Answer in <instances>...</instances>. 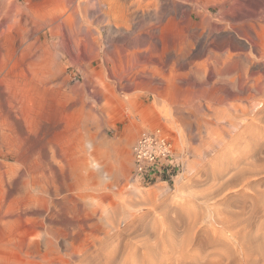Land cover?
Segmentation results:
<instances>
[{
    "label": "bare ground",
    "instance_id": "6f19581e",
    "mask_svg": "<svg viewBox=\"0 0 264 264\" xmlns=\"http://www.w3.org/2000/svg\"><path fill=\"white\" fill-rule=\"evenodd\" d=\"M123 1L131 3L133 12L130 19L119 22L118 18H112L113 6L108 0H83L80 7L84 12L79 11L83 16L98 15L96 21L90 20L92 17L88 21H95L103 28L91 29V24L86 21L89 26L85 33L78 31L73 37L65 32L64 26L68 24L64 25L67 14L63 10L45 18L47 25L54 26L52 34L64 43L60 49L72 58L71 62H64L58 53L41 43L43 35L38 36L36 23L40 19L35 20L34 15L37 0H24L23 3L21 0H0V264H180L181 260L188 261L193 257V253H188L194 249L189 250L192 239L181 248L175 232L164 231L158 233L155 243L145 238L133 243L132 239L125 238L114 218L108 217L105 223L90 222L98 217L99 211L108 216L100 207L83 204L82 196L76 195L78 192H73L70 198L65 195L66 171L64 173L61 144L65 140L64 124H67L69 78L66 65L69 63L79 67L80 73L76 77H88L86 85L95 89L96 98L105 102V106L118 92L133 88L131 78L126 77H149L147 91L169 101L179 115L184 108H180L178 101L165 97L180 93L190 95L191 92L199 94L200 101L191 112L194 122L184 121L187 129L191 134L195 131L194 137L198 140L207 132L208 137L216 135L210 142L213 140L215 146L225 148L220 164L209 177L212 190L200 199L201 202L228 209L247 202L264 205V0H191L189 9L180 15L149 13L151 6L144 0ZM60 6L62 8V3ZM79 27L78 30L83 29ZM167 77H182L180 81L188 86L169 84ZM188 77H192L191 82ZM105 106L101 117L106 113ZM205 108L214 113L216 122H205L202 117ZM85 126L91 129L89 125ZM74 128L72 133H75ZM89 143L96 142L90 137ZM102 148L96 151L103 159L107 153L104 154ZM124 149L121 168L116 166L118 170L115 171L111 163V168L100 173L106 178L108 187L113 184L119 187L121 195L122 184L128 179L127 172L131 168V157L127 148ZM106 158L112 159V155ZM76 174L72 175L75 177ZM80 183L73 188L79 187ZM153 194L150 190L147 199L151 200ZM125 209L128 208L122 209L123 213ZM115 211L110 210L113 215L119 212ZM217 212L219 216L222 214ZM226 218L217 219L222 230L233 223L230 225ZM191 226L187 229L190 232ZM233 226L240 227L239 224ZM201 261L204 264L205 261Z\"/></svg>",
    "mask_w": 264,
    "mask_h": 264
},
{
    "label": "rangeland",
    "instance_id": "374dc122",
    "mask_svg": "<svg viewBox=\"0 0 264 264\" xmlns=\"http://www.w3.org/2000/svg\"><path fill=\"white\" fill-rule=\"evenodd\" d=\"M82 1L83 0H73V2H72V0L71 1L70 0H40V1L37 0V2H36L34 15H35V20L40 19V20L36 21V23H37V25H38L37 27L39 29L38 33L40 32L38 34V36L43 35L41 37L42 38L41 43H44L46 46H48L54 53H58L60 55L59 58L61 60L63 58L64 62H68V61L71 62L72 58L69 55H67L66 53H64L63 50L60 49V48H62L64 43H63V41H60L61 39H59L58 37H56L52 34V32H53L52 28H54V26L47 25V23H46L47 19H45V18L52 16V15H56V14H58V12H61L63 10L62 12L67 14L66 15L67 22L64 25L68 24L67 26H64V28H67V29H65V32H66V34L69 33L67 35H69L70 37H73L75 34L78 33V31L81 34L85 33L86 29H88L89 23L91 24V29H93V28L96 29V26H97V29L103 28V26L100 27V25L98 26L97 23H95L96 17L98 15H96V17H95L94 15H92L93 13H91L90 15L88 14L87 16H85V14H84V16H83L82 12H84V10L82 9V7H80V6H83ZM118 1L119 0H117V2H116V0L115 1L114 0H111V1L108 0V3H110V6H113V12L111 13L112 18H114L115 20L118 18L117 20L119 22H123L124 20H127L128 18L130 19L131 14L133 12V10H131V3L130 2L129 3L124 2L123 0H120L118 3ZM144 1L145 2L147 1L146 3L150 4V6H151L148 9L149 13H154L155 11H158V12H163V13L167 12V14H171V15H175V14L180 15L183 10L189 9V5L192 4L191 0H144ZM21 2L23 3L24 0H21ZM40 2H42V4ZM61 3H62V8H60ZM111 3L112 4L114 3V4L112 5ZM67 4H68V6H67ZM118 4H121V5H118ZM72 6H78V7H72ZM38 7L41 8V10L38 9ZM42 8H44V9H42ZM58 8H60V9H58ZM73 8H74V10H73ZM174 9H175V11H173ZM79 10H81L82 12ZM80 12H81L82 16H81V14H79ZM71 13H72V15H71ZM113 14H114V16H113ZM37 15H39V16H37ZM77 15L79 16V18L76 17ZM40 16L43 18L41 19ZM72 16L75 18H73ZM83 17L85 20L83 19ZM90 17H92V18L90 19ZM89 19L90 20L93 19L95 21L94 22H92L93 20L88 21ZM122 19H123V21H122ZM42 20H44V21H42ZM73 21L75 24L73 23ZM86 21H88L89 23H87ZM86 24H87V26H86ZM45 25L47 27H45ZM69 25H70V27H69ZM73 25L78 26V27L80 25L82 27H79V29L80 28H83V29L86 28V29L85 30H83V29L78 30V27L76 28ZM84 25H85V27H84ZM42 26H43V28H42ZM71 26H73V27H71ZM40 29H41V31H40ZM51 30H52V32H51ZM74 30H75V32H74ZM82 30H83V32H82ZM51 34H52V36H51ZM49 42H50V45H49ZM51 47H53V48H51ZM54 47H56V49ZM66 66H67L66 74L68 75V78H69V84H68L69 85V89H68L69 95H68V100H67V109L68 110H66V111L67 112L69 111V112L68 113L66 112V116H65L67 118V119L65 118V121L67 124H64L65 125L64 126V129H65L64 130V138H65V140H63V142H62V144H64V145L61 144V147L63 146V148H61L62 149L61 150L62 155L64 158L67 157L66 161L63 158L64 173L66 171V173L64 175L63 186L65 189V195H67L69 198L71 197L73 192H74V194H75V192L76 193L78 192L76 195L82 196L84 201L82 199L81 202L83 204L86 203L85 205H87V204L97 205L98 207H100L102 210L105 211V215L106 214L108 215V216L106 215L107 217H105L103 211H99L98 217H95L96 219L97 218L98 219L96 220L94 218V220L92 219L93 221L90 219V222L105 223L108 220V217L114 218L115 220H117L116 224L119 225V228L123 231V235L125 236V238L132 239L133 243H136L139 240H145V239H149V242L155 243L157 241V238H158V233L159 232L164 233V231H166L168 233L169 232L170 233L175 232V236L177 238V243L179 242V245H181V248L188 244V240L192 239V240H190L191 247L189 246V250H192L193 248L194 249H193V251H188V253L191 255L193 253V255H192L193 257L190 258L191 260L188 259V261H186L187 259L181 260L180 262H182V263H180V264H183V263L189 264L190 262H191L190 264H192V263L195 264V260H196V264H198V263L200 264V262H201V264H203L201 260H203V262L205 261L204 264H208V263H210V264H212V263L213 264H264V205L257 206V205H252L251 203L247 202V203H241V207L233 206V208H231L232 207L231 206L228 209L226 207H218L217 208V207H214L213 205H211L210 203L204 204L200 200L206 194L208 195V193H210V191L212 190V180L209 179V177L212 175L213 170L215 169V166L220 164V162H221L220 157L221 158L223 157V155H224L223 152L225 150L224 147H221L219 145H217L218 147L215 146L213 144V142H214L213 140L210 142L211 139L216 138V135H214L215 137L214 136L208 137V132H207L205 134V137H203V139L201 138L198 140L194 137L195 131L191 134V133H189V131L187 129L185 122H189V123L194 122L195 119H194V117L192 118L191 112L193 110V107L200 101V98H199L200 95L196 94V93L192 94V92H191L190 95H189V93H185V94L180 93V95H177V96H176V94H174V95H170L169 97H165V99H168L171 101H178L181 105L180 108H184V110H183L184 112L180 113V115H179L175 112V108H173L170 105L169 101H166L163 98L160 99V97L158 95L151 93L149 90L147 91L148 86H149L148 81L151 80L149 77H126V78H131L130 80L132 81L131 85L133 86V88L131 87L132 88L131 90H128L125 92H118V95L116 96V98H114L112 102H110L109 104H107L105 106V104H106L105 102L101 103L96 98V95L94 94L95 89L86 85L87 81H88V77H84L83 75L76 77V74L80 73L79 67L73 65L72 63H69ZM167 78L169 80V84L176 83L179 85V83H180L181 85H184L180 81L182 77H176V78L167 77ZM177 78L179 80H177ZM188 78H190L188 82H191L192 77H188ZM94 79L96 82L97 77H95ZM173 79H175V80L173 81ZM142 81H144V82L142 83ZM184 86H188V85H184ZM86 87L89 90H87ZM77 88L79 90H77ZM74 89L76 90V92L74 91ZM77 98L78 99L80 98V99L78 100ZM78 104H79V106H78ZM83 104H84V107H83ZM205 104H206V102H205ZM104 106L107 107V108H105L106 113L104 114L105 116L103 115L101 117L100 113H101V111L104 110L103 109ZM78 108H79V110H78ZM74 109L77 112L74 111ZM82 109L85 110L84 111L85 113L83 111H80ZM81 112H83V113H81ZM91 112L94 114L91 115L90 114ZM74 113H75V115H74ZM208 114H210V115H208ZM213 114L214 113L207 111V109L205 108L203 110L202 117L205 120V122H208L209 120H213L216 122L217 119L214 118ZM189 115H190V117H189ZM175 116H176V118H175ZM178 116H180V117H178ZM98 117H99V119H98ZM215 117H216V115H215ZM82 118L85 120H83ZM100 118L102 119V121L100 120ZM80 124H82L83 126ZM99 124H100V126H98ZM66 125H68V126H66ZM85 125H89V127L91 129H89L88 126L86 128ZM74 126L76 128H74ZM70 127H71V129L69 130ZM77 127H79V128L77 129ZM84 127L86 128V130L84 129ZM97 127H98V130H97ZM73 128H74L73 132H75V133L71 132V130ZM93 128H94V130H93ZM157 128H161L166 134H168L171 138H173L177 142V144L179 145L181 152L183 154V156H182L183 157L182 158V165L183 166H182V170L179 172V174L174 176L173 179L162 178L161 180H158L157 182H154L151 185H147V184H143L142 182H140L139 180H137L135 178L134 161H133V147L136 144V142L139 140L140 137H142L144 134H147V133H149V132H151ZM81 130H83V131H81ZM90 130H92L93 132H91ZM87 131H89L90 133ZM92 133L94 134L95 137L92 135ZM65 134L67 137L65 136ZM81 134H83V136ZM96 134H98V135H96ZM86 135H88V136H86ZM74 136H75V138H74ZM89 136L91 137V139H94V142H96L93 144L89 143V144H91L90 148H89V144H88V141L90 138ZM70 138L71 139L74 138V139L71 140ZM76 140H79V141H76ZM97 142H99V143H97ZM72 143H74V145ZM76 143H78V144H76ZM85 143L87 145H85ZM100 143H102V144H100ZM107 143H110V144H107ZM67 144H68L69 149L67 147ZM99 144L102 146L99 147ZM70 146L71 147L75 146V147L71 148ZM121 146H123V147H121ZM97 147H98V149H97ZM113 147H115V148H113ZM66 148L68 149V151ZM83 148L85 151L83 150ZM99 148L103 149L104 154L107 153V154H105V158H106V156L111 157V155H112V159L108 158L109 159L108 160L106 158V160H105V158L102 159V158H100V156L98 157L97 151L99 150ZM105 148H106V150H105ZM124 148H127V151L131 157V165H130L131 168H129V171L127 172L128 176H129L128 179L125 180L126 182L124 181L125 183L123 182L124 184H122V188H123L122 192L123 193L121 195V191H120V189H118L119 187H117L116 184H113V185L108 187L107 186L108 183L106 181V178H102V176H101L102 174H100V173H103L105 170H108V168H111L110 167L111 163H112L111 166H112V168H114L115 171H117L118 168H121V166H122V161H121L122 160L121 159L122 154L121 153L125 150ZM87 149H88V151H87ZM116 149H118V150H116ZM109 150H110V152H109ZM111 150H112V152L114 150H116L113 152V153H115L116 156L114 154H112ZM79 151H80V153H79ZM63 152H64V154H63ZM72 152L75 153V155L77 157L75 155H73ZM70 155H72V156H70ZM72 157H73V159L74 158L75 159L73 160ZM84 157L87 159H85ZM90 159H92V162ZM76 160H77V162H76ZM88 160H90V161H88ZM114 160H116V162ZM100 161H101V163L98 164ZM102 161H104V162H102ZM89 162H90V164H89ZM73 163H74V165H73ZM93 163H95L97 167H95V164H93ZM66 164H67V166H64ZM79 164H81V165H79ZM70 165H73V166L77 167L78 169L76 168V170H75V167H74V170H73V166L71 167ZM100 165H101V167H100ZM104 165L106 167H104ZM69 166H70V168H69ZM83 166H85V167H83ZM87 167H88V169H87ZM99 168H100V170L101 169H103V170L98 171L97 169H99ZM85 170H87V171H85ZM75 171H77V172H75ZM72 174L73 175L76 174V176L74 177ZM96 174L97 175L99 174V175L96 176ZM94 176L96 178L95 180H94ZM91 180H92V182H91ZM90 182L93 184H91ZM76 183L81 184L79 187H77L79 189L73 188V186ZM156 188L158 190L159 189H161V190H159V192H157L158 190ZM89 189L91 190V192ZM77 190H79V191H77ZM150 190L154 191V194L151 197L152 199L148 200L147 199L148 198V192ZM69 192H70V194H69ZM88 194L90 195L89 197H88ZM105 196H106V198H105ZM145 197L147 200L145 199ZM86 198H87V200H86ZM99 199H100V201H99ZM190 201H193V202H190ZM94 202L97 204H95ZM120 205L122 206V208L120 207ZM234 207H235V209H234ZM124 208H128V209H125L126 212L123 213L122 209H124ZM151 208H153V209H151ZM109 209L110 210L112 209V212L117 209L115 211V213L118 211L119 212L121 211L122 213L120 212V214H119V212H118V214L113 215V213L110 212ZM217 211L222 212V214L220 213L221 215L219 216ZM238 212H239V214H238ZM216 213L218 215H216ZM99 214H100V216H99ZM101 214H102V216H101ZM224 214L225 215L227 214V216H226L227 218L224 216ZM240 215H241V217H240ZM229 216L232 217L231 218L232 220L234 218V220L232 221ZM103 217L105 218V221H104ZM220 217L226 218L227 220L229 219L230 225H231V222H233L231 226L228 225L229 227L227 229H225L226 231L222 230L220 224L218 223L217 219ZM99 218H101V219H99ZM202 218L204 221L202 220ZM214 220L216 221V223H214L215 222ZM235 222H236V224H235ZM237 223L240 225V227L238 226ZM216 224H217V226H216ZM233 224L235 226H238L237 227L238 229L236 227H234ZM190 225H192L191 226V232L188 231L189 230L188 228ZM196 226H198V227H196ZM192 227H194L195 230L192 229ZM233 227L235 230L237 229L236 231H238L239 234L236 231H233L236 233L232 232V230H234ZM143 228H145V229H143ZM213 228H214V232H212ZM220 228H221V230H220ZM229 229H231L230 232L228 231ZM215 230L217 231V233H215L216 232ZM192 231H193V233L195 232V235H193ZM142 233H144V234H142ZM218 233H219V235H217ZM214 234H215L216 239L214 237ZM141 238H143V239H141ZM219 241H221V242H219ZM219 243L221 246L219 245ZM133 245H135V244H133ZM222 245H224V246H222ZM245 249H247V250H245ZM194 254L196 255V257ZM194 257H195V259H193ZM201 257L203 259H201ZM209 259H211L212 261H210ZM197 261H199V262L197 263ZM207 261H209V262H207Z\"/></svg>",
    "mask_w": 264,
    "mask_h": 264
},
{
    "label": "built area",
    "instance_id": "2783aa9c",
    "mask_svg": "<svg viewBox=\"0 0 264 264\" xmlns=\"http://www.w3.org/2000/svg\"><path fill=\"white\" fill-rule=\"evenodd\" d=\"M182 156L177 142L161 128L144 134L133 147L135 178L147 185L173 179L182 170Z\"/></svg>",
    "mask_w": 264,
    "mask_h": 264
}]
</instances>
